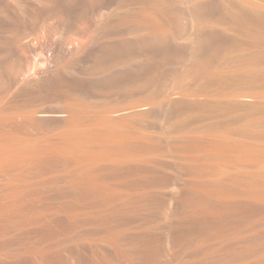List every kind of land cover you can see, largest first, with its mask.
<instances>
[{
    "label": "rangeland",
    "instance_id": "374dc122",
    "mask_svg": "<svg viewBox=\"0 0 264 264\" xmlns=\"http://www.w3.org/2000/svg\"><path fill=\"white\" fill-rule=\"evenodd\" d=\"M8 1L0 0V214L12 199L18 213L0 215V264L264 258V213L191 221L199 196L219 184L235 190L231 200L264 191V0H151L169 7L161 18L175 56L146 65L138 54L152 32L138 23L147 0ZM205 2L195 18L191 7ZM198 32L215 33L221 49L197 74L189 49ZM118 51L126 61L104 59ZM122 159L128 170L97 197L90 163L109 171Z\"/></svg>",
    "mask_w": 264,
    "mask_h": 264
},
{
    "label": "bare ground",
    "instance_id": "6f19581e",
    "mask_svg": "<svg viewBox=\"0 0 264 264\" xmlns=\"http://www.w3.org/2000/svg\"><path fill=\"white\" fill-rule=\"evenodd\" d=\"M5 1V0H4ZM9 1H11V0H9ZM8 1V3L10 4V2ZM14 1V0H13ZM17 1V0H16ZM20 1V0H19ZM45 1H49L50 3H52L51 1H53V3H54V1L55 0H45ZM76 1V2H75ZM77 1H88V0H66V2H69V4L70 3H72V2H75V3H77ZM144 1V0H143ZM148 2H147V5L146 4H144V5H146V6H144V8H142L143 10H141L142 12H141V14H140V23H138V24H140L141 25V22H143V23H145L146 25H147V27L151 30V35L147 38V39H149V40H147V41H144V43H140L141 45H140V54H138V55H140V56H142L143 57V65H146L145 63H150L152 60H154V59H160V60H162V61H164L165 59L167 60V58H169L171 55H174L175 56V54H172V49H171V46L169 45V39H168V34H166L167 32H166V26H165V24L163 23V21L165 20H163L162 21V18H164V16H162V15H164V13H166L167 11V9L169 8V7H167L166 5H163V7H161L162 5L159 3V4H157V2L154 4V2H152L151 0L149 1V0H147ZM155 1V0H154ZM157 1V0H156ZM7 2V1H6ZM6 2H5V4H6ZM21 2V1H20ZM20 2H19V4H20ZM145 2V1H144ZM143 2V3H144ZM159 2V1H158ZM162 2V1H161ZM207 2H209V4H210V2L211 1H207ZM207 2H205V4L207 3ZM235 2H238V0H235ZM3 3V2H2ZM7 3V4H8ZM13 3V2H12ZM22 3V2H21ZM82 3V2H81ZM80 2L79 3H77V4H81ZM164 3V2H163ZM204 3V2H203ZM201 4V3H198V4H196V6L195 5H193V7H191V10L193 11V13L192 14H194L193 16L195 17V18H197V17H199L201 14V12H203L204 11V9H206L207 7V5H209V4ZM4 4V5H5ZM6 4V5H7ZM15 4V3H14ZM55 4V3H54ZM56 4H57V0H56ZM68 4V3H67ZM68 4V6L69 7H71L74 3H72V5L70 6ZM156 4L158 5V6H156ZM165 4V3H164ZM213 4V3H212ZM22 5H23V3H22ZM63 5V4H62ZM61 5V6H62ZM83 5V4H82ZM159 5H161V6H159ZM30 6H31V4H30ZM33 6V5H32ZM31 6V7H32ZM3 6H1V8H2ZM5 7H7V6H5ZM19 7H20V5H19ZM22 7V6H21ZM20 7V8H21ZM29 7V6H28ZM30 7V8H31ZM34 7V6H33ZM37 7V6H36ZM67 7V6H66ZM157 7H159V8H157ZM161 7V8H160ZM206 7V8H205ZM0 8V9H1ZM26 8H27V6H26ZM3 9V8H2ZM1 9V10H2ZM22 9H25V5H24V8H22ZM28 9V8H27ZM33 9V8H32ZM41 9V8H40ZM210 9V8H209ZM3 10H5V8L3 9ZM26 10V9H25ZM43 10V9H42ZM42 10H39L40 12L42 11ZM190 10V11H191ZM250 10V9H249ZM18 11V10H17ZM19 11H20V9H19ZM24 11V10H23ZM29 10H26V13L28 12ZM36 11H38V10H35V12ZM207 12H208V10H206ZM206 11H204L203 12V14L204 13H206ZM22 12V11H21ZM31 12H33V10L31 11ZM39 12V13H40ZM58 11H56V13H57ZM169 12V11H168ZM24 13V12H23ZM26 13H25V15H26ZM38 13V14H39ZM59 13V12H58ZM57 13V14H58ZM30 14V13H29ZM32 14V13H31ZM37 14V13H36ZM36 14H34V15H36ZM167 15H168V13H166ZM191 14V15H192ZM202 14V15H203ZM33 15V14H32ZM28 16V15H27ZM37 16H40V15H37ZM172 16V15H171ZM177 16V15H176ZM205 16V15H204ZM7 17H9V16H7ZM7 17H6V19H7ZM29 17V16H28ZM162 17V18H161ZM200 17H202V16H200ZM25 18V17H24ZM23 18V19H24ZM30 18H31V16L29 17V20H30ZM35 18H37L36 16H35ZM10 19V18H9ZM8 19V20H9ZM28 19V18H27ZM194 19V18H193ZM200 19H202V18H200ZM1 20V19H0ZM7 20V21H8ZM16 20V19H15ZM17 21V20H16ZM31 21V20H30ZM166 21V20H165ZM198 21H199V19H198ZM18 22V21H17ZM21 22V21H20ZM24 22H26V21H24ZM29 22V21H28ZM138 22V21H137ZM193 22H196V20L195 21H193ZM199 22H201V20L199 21ZM199 22L197 23V25L199 24ZM0 24H2L1 22H0ZM7 24V23H6ZM135 24V23H134ZM137 24V23H136ZM196 24V23H195ZM5 25V24H4ZM140 25H138V26H140ZM134 26V25H133ZM137 26V25H136ZM3 27H5V26H3ZM136 28H138V27H136ZM196 28H198V27H196ZM197 30V29H196ZM195 30V32L197 33V31ZM200 30V29H199ZM198 33H200V32H198ZM205 34H206V32H205ZM205 34H202V33H200V34H197L196 35V37H195V39H194V41H193V43L191 44V47H190V49H189V57H190V60H189V62H190V69H192L194 72H196L197 74L198 73H200L201 71H205L206 70V68H208L211 64H213L212 62H213V60H214V58H215V56L217 55V53H218V51H219V48H220V46H219V43H217V35L215 34V33H210L209 35H205ZM193 35H195V33L193 34ZM219 36V35H218ZM142 42H143V40H142ZM135 45V44H134ZM137 45V44H136ZM174 47V46H173ZM124 48V47H123ZM125 49H128V48H125ZM221 49V48H220ZM122 50V49H121ZM120 50V51H121ZM131 50V52H132V50H134L133 48H131L130 49ZM127 51V50H126ZM136 51V50H135ZM174 51H175V49H174ZM114 52V51H113ZM112 52V55L111 56H109V54L106 56V53H102V56H106L104 59L105 60H107L108 62H110V61H113L114 60V62H115V64H117L116 63V61L119 63V61H122V60H124V58H126L125 57V53H122V52H125V50L123 49L122 50V52L121 53H119V51H118V53H113ZM117 52V51H116ZM137 53H138V51H137ZM1 55H3L2 54V51H1V53H0ZM111 54V53H110ZM133 54H134V52H133ZM129 55H131L132 56V53L131 54H129ZM128 55V56H129ZM4 56V55H3ZM100 56V55H99ZM101 56V57H102ZM134 56H135V54H134ZM136 56H137V54H136ZM174 56H172V57H174ZM133 57V56H132ZM131 57V58H132ZM1 59H2V57H0ZM98 58V57H97ZM128 58H130V56L128 57ZM127 58V59H128ZM104 59H102V60H104ZM3 60H5V58L3 57ZM7 60V59H6ZM110 60V61H109ZM129 60V59H128ZM8 61H9V59H8ZM98 61V60H97ZM124 61H126V60H124ZM130 61V60H129ZM128 61V62H129ZM168 61V60H167ZM101 62V61H100ZM108 62H107V64H108ZM6 63V62H5ZM105 63V62H104ZM103 63V61H102V64H100V65H103L104 64ZM110 63H113V62H110ZM162 63V62H161ZM3 64H4V61H3ZM98 64V63H97ZM96 64V65H97ZM107 64H105L107 67H108V65ZM114 64V63H113ZM152 64V63H151ZM5 65V64H4ZM8 65V64H7ZM11 65H12V63H11ZM142 65V66H143ZM9 66V65H8ZM13 66V65H12ZM98 66V65H97ZM148 66V65H147ZM162 66V65H161ZM0 67H1V64H0ZM2 67H3V65H2ZM6 66H4L3 68H5ZM11 67V66H10ZM99 67V66H98ZM109 67H110V65H109ZM145 67V66H144ZM143 67V68H144ZM152 67V66H151ZM150 67V68H151ZM2 68V69H3ZM7 68V67H6ZM5 68V71L7 70ZM12 68V67H11ZM101 68V67H100ZM102 68H104V65H103V67ZM106 68V67H105ZM142 68V67H141ZM9 70H10V68H9ZM143 70H146V69H143ZM142 70V71H143ZM152 70V69H151ZM1 71V70H0ZM3 71H4V69H3ZM153 71V70H152ZM140 73V72H139ZM195 74V73H194ZM148 75V74H147ZM156 75V74H155ZM196 75V74H195ZM144 76V75H143ZM150 77V76H149ZM149 77H147V78H149ZM146 80V79H145ZM140 82V81H139ZM146 82V81H145ZM130 83H132V82H130ZM133 84V83H132ZM132 84H130V85H132ZM128 85V84H127ZM126 85V86H127ZM133 85H136V84H133ZM128 87H129V85H128ZM127 88V87H126ZM42 113V112H41ZM40 113V114H41ZM43 114V113H42ZM48 114V113H47ZM43 117V116H42ZM39 118V117H38ZM40 120H42V118L40 119ZM84 156H87V155H84ZM122 161V162H121ZM124 159H122V160H120V163L118 162V165H114V167L112 168V169H110L109 171H105L104 170V168H102V170H100V169H98L97 171H96V167H94V164H92V163H90L91 165H90V169L92 170L91 172H92V174H91V176L89 177V179L87 180V182L89 183V186H90V189L92 190V193H94L95 195H97V197H99L100 196V191H101V187H103L105 184H106V180H107V178L108 177H110V176H121V175H119L120 173H122V172H124V171H126V170H128V168H129V166H127L126 164H127V162L125 161ZM128 167V168H127ZM92 168H95V169H92ZM98 168V167H97ZM101 168V167H100ZM142 168V167H141ZM106 169V168H105ZM134 169V168H133ZM127 173V172H126ZM122 175H124V174H122ZM125 176V175H124ZM138 179V178H137ZM86 182V183H87ZM217 189H219L217 192H215L213 195H212V193H210L209 191H206V192H203L200 196H199V198H198V200H197V202L195 203V207H194V211H193V213L191 214V221L192 222H199V223H202L203 221H205L207 218H209L210 217V215L211 214H213V216L212 217H214L215 215V217H216V219L217 220H219V222H220V220H228V219H232L233 217H234V220L235 221H237L236 219H235V217L237 216V217H243V218H247V217H252V216H254V215H259V214H263L264 212H262L263 211V207H262V205L261 204H264V191H258V192H256V191H246V192H244L243 193V197L244 198H246L245 200H242V201H238V200H231V199H229V198H227V195H230V194H232L235 190L234 189H232V188H229L228 186H225V185H222V184H219L218 186H217ZM79 192H80V190H79ZM218 193H222V194H224V195H226L225 197H219L217 194ZM79 194V193H78ZM77 194V195H78ZM79 196V195H78ZM13 201L12 202H10V203H8L7 205H5L4 206V208H3V211H5V210H8L9 208L11 209V210H9L11 213L12 212H15V214L16 213H18L17 211H18V205L15 203V199H12ZM10 205V206H9ZM2 211V212H3ZM2 212H1V214L0 215H2ZM262 212V213H261ZM4 214V213H3ZM13 214V213H12ZM209 216V217H208ZM238 219V218H237ZM240 219V218H239ZM186 220H188V219H186ZM243 220V219H242ZM201 221V222H200ZM211 221H213V220H211ZM234 221V223H237V222H235ZM239 221V220H238ZM244 221H246V220H244ZM218 222V221H217ZM225 222H227V221H225ZM243 222V221H242ZM209 224V223H208ZM208 224H207V226H208ZM218 224V223H217ZM222 224V223H221ZM188 225V224H187ZM196 225V224H195ZM199 225V224H198ZM197 225V226H198ZM201 225V224H200ZM204 225V224H203ZM232 225V224H231ZM241 226H242V223L240 224ZM234 226V225H233ZM235 226H237V224H235ZM200 227H202V226H200ZM220 227V226H219ZM218 227V228H219ZM238 227H239V225H238ZM195 228V227H194ZM217 228V227H216ZM236 228V227H235ZM180 229V228H179ZM182 229V228H181ZM184 229V228H183ZM188 229H190V228H188ZM197 229H199V228H197ZM203 230L205 229L204 227L202 228ZM201 229V230H202ZM202 230V231H203ZM206 230H208L207 229V227H206ZM179 231V230H178ZM185 231V230H184ZM215 231H218V230H215ZM214 231V232H215ZM179 232H181V231H179ZM219 232V231H218ZM183 233V232H182ZM185 233V232H184ZM210 233V232H209ZM217 233V232H216ZM221 234V233H220ZM175 236V235H174ZM179 236V235H178ZM177 236V237H178ZM182 237V236H181ZM183 238V237H182ZM181 238V239H182ZM174 239V238H173ZM179 239V238H178ZM147 240V239H146ZM114 241V240H113ZM135 241V240H134ZM138 241V240H137ZM136 241V242H137ZM149 241V240H148ZM174 242V241H173ZM149 243V242H148ZM175 243V242H174ZM117 244V243H116ZM138 244H140L139 242H138ZM145 244V243H144ZM147 244V243H146ZM145 244V245H146ZM134 246V245H133ZM141 246V245H140ZM149 246H152V244L150 245L149 244ZM135 247V246H134ZM143 247H144V245H143ZM153 248V247H152ZM152 248H151V250H152ZM141 249V248H140ZM154 249V248H153ZM144 250V249H143ZM141 251V250H140ZM144 251H147V250H144ZM143 251V252H144ZM154 251V250H153ZM153 251H152V253H153ZM131 252H133V251H131ZM142 252V253H143ZM148 252V251H147ZM138 253H140V252H138ZM151 253V252H150ZM135 254V253H134ZM141 254V253H140ZM148 254V253H147ZM128 255V254H127ZM142 255V254H141ZM134 256V255H133ZM147 256V255H146ZM145 256V257H146ZM151 256V255H150ZM140 257V256H139ZM152 257V256H151ZM150 257V258H151ZM142 258V257H141ZM148 258V257H147ZM132 259V258H131ZM257 264H264V258H262V259H260V261L257 263Z\"/></svg>",
    "mask_w": 264,
    "mask_h": 264
}]
</instances>
